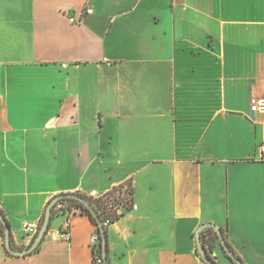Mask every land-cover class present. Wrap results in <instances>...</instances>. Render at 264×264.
I'll return each mask as SVG.
<instances>
[{"label": "crops", "instance_id": "0c3cea01", "mask_svg": "<svg viewBox=\"0 0 264 264\" xmlns=\"http://www.w3.org/2000/svg\"><path fill=\"white\" fill-rule=\"evenodd\" d=\"M264 0H0V209L15 249L59 194L130 182L111 264H205L213 223L264 264ZM56 214L0 264H92L91 220ZM206 229L202 242L213 238ZM213 231V230H212ZM205 247L207 245H204ZM212 255L233 264L214 240Z\"/></svg>", "mask_w": 264, "mask_h": 264}, {"label": "water", "instance_id": "95a60500", "mask_svg": "<svg viewBox=\"0 0 264 264\" xmlns=\"http://www.w3.org/2000/svg\"><path fill=\"white\" fill-rule=\"evenodd\" d=\"M63 199H72V200L79 202L85 208H87L89 210V212L94 216V218L96 219L97 225L99 227L100 244H101V248H102L103 262H104V264H111V262L109 261V258H108L107 237H106L105 229L102 225L101 220L97 216V214H96L95 210L93 209L92 205L90 204V202L86 198H84L78 194H75V193L59 194V195L55 196L48 203V205L46 206V209H45L43 219H42L41 224L39 226L38 232H37L36 236L34 237V240L32 241L30 246H28L27 248L22 249V250L15 249L13 247L12 242H11L10 226L8 225L5 217L3 216V214L0 211V223L3 226V240H4V247H5L6 251L10 255L16 256V257L26 256L28 254H31L33 251H35L36 248L42 242V240H43V238H44V236H45V234L49 228L51 218H52V208L57 204L58 201L63 200ZM206 229L213 230V232L217 235L218 243H219L221 249L226 254L229 261H231L233 264H243V262L234 254V252L227 245L220 227H218L217 225H215L213 223H206V224H203L202 226H200L199 229L197 230V232L195 233V236H194L195 242H196L197 254L199 255V257L201 258V260L205 264H218L213 258L210 257V255L208 254V252L206 250V247L204 246V244L201 240V233Z\"/></svg>", "mask_w": 264, "mask_h": 264}, {"label": "trees", "instance_id": "16d2710c", "mask_svg": "<svg viewBox=\"0 0 264 264\" xmlns=\"http://www.w3.org/2000/svg\"><path fill=\"white\" fill-rule=\"evenodd\" d=\"M121 188H122L121 185L116 186V187L112 188L111 190H109V191L101 194L98 197L85 196V195H82V194H78V195L86 198L90 202V204L92 205L93 209L95 210L97 216L99 217V219L101 220V222H103L104 217H105L104 213L107 210V205H111L112 207L115 206V203L113 202V199H111V198L114 196V194L117 191H120ZM131 192H132V198L128 202V206H125L124 208H122V210L120 212L113 211V212H111V213L108 214L110 217H112L113 223L115 221H117L121 216H123L127 211H129L133 207V191L131 190ZM58 206H59V208L57 210V207ZM0 211L3 214V216H4L3 211L1 209H0ZM59 212H61V213L68 212V213H72V214L79 213L81 215H85L95 225L96 231L99 232V227L97 225L96 219L89 212V210L87 208H85L82 204H80L79 202H77L75 200H72V199H63V200L58 201L57 204L52 208V218L56 214H58ZM42 219H43V217H42ZM42 219H41V221H42ZM41 221H40V223H41ZM103 227L105 229V233H106V237H107L108 236V227L107 226H104V225H103ZM221 230H222V234H223V237H224L227 245L232 250V248L230 247V245L227 242L226 232L223 229H221ZM208 233L213 234V238H207V240L204 241L203 244L204 245H207V248L209 249V251H211L213 249V247H214V240L215 239L218 240V238H217V235L212 230H208ZM0 235L3 238V226H2L1 223H0ZM107 250H108V246H107ZM95 256H98V257H101L102 256V248H101L100 242L92 250V264H94L93 263V260H94Z\"/></svg>", "mask_w": 264, "mask_h": 264}, {"label": "built area", "instance_id": "2783aa9c", "mask_svg": "<svg viewBox=\"0 0 264 264\" xmlns=\"http://www.w3.org/2000/svg\"><path fill=\"white\" fill-rule=\"evenodd\" d=\"M250 110H251V120L254 122L256 120L257 114H263L264 115V100L252 98L250 100ZM261 123L264 124V116L261 120ZM257 150H258L259 158L261 160H264V144H261L260 146H258ZM121 186H122L121 190L117 191L114 194V196L111 198V199H113L115 206L112 207L111 205H107V210L104 213L105 217H104V220L102 222V224L104 226L109 227L113 223L112 217H110L108 214L113 212V211L120 212L122 210V208H124L125 206H128V202L132 198L131 183L126 182V183L121 184ZM100 195H98V196H100ZM98 196H96V197H98ZM58 208H59V206L57 207V210H58ZM59 213L62 214L64 217L62 224L60 225V231L59 232H60V235L62 238L67 239L68 233L70 230V217H71L72 213H68V212H65V213L59 212ZM39 226L40 225L38 223H25L23 225V228H22L24 239H27V240L33 239L38 232ZM99 242H100V234H99V232L95 231L91 235L90 240H89L91 249L93 250ZM93 263L94 264H104L102 256L101 257L95 256Z\"/></svg>", "mask_w": 264, "mask_h": 264}, {"label": "flooded vegetation", "instance_id": "af4514ba", "mask_svg": "<svg viewBox=\"0 0 264 264\" xmlns=\"http://www.w3.org/2000/svg\"><path fill=\"white\" fill-rule=\"evenodd\" d=\"M206 250H207V252H208V254L210 255L211 258H213L218 264H221V262L218 260V258L212 255V251H209L207 246H206Z\"/></svg>", "mask_w": 264, "mask_h": 264}, {"label": "rangeland", "instance_id": "374dc122", "mask_svg": "<svg viewBox=\"0 0 264 264\" xmlns=\"http://www.w3.org/2000/svg\"><path fill=\"white\" fill-rule=\"evenodd\" d=\"M212 251V250H211Z\"/></svg>", "mask_w": 264, "mask_h": 264}]
</instances>
